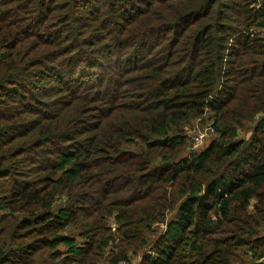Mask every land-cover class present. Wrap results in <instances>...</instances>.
Wrapping results in <instances>:
<instances>
[{"label":"trees","instance_id":"obj_1","mask_svg":"<svg viewBox=\"0 0 264 264\" xmlns=\"http://www.w3.org/2000/svg\"><path fill=\"white\" fill-rule=\"evenodd\" d=\"M134 259L263 264L264 0H0V264Z\"/></svg>","mask_w":264,"mask_h":264},{"label":"built area","instance_id":"obj_2","mask_svg":"<svg viewBox=\"0 0 264 264\" xmlns=\"http://www.w3.org/2000/svg\"><path fill=\"white\" fill-rule=\"evenodd\" d=\"M198 122L201 123V119L198 120ZM196 133L193 137L192 135V151H198L200 150L201 146L208 143L210 139L214 136L215 129L210 125V123L206 125L196 126L195 128ZM264 264V259L260 261Z\"/></svg>","mask_w":264,"mask_h":264},{"label":"rangeland","instance_id":"obj_3","mask_svg":"<svg viewBox=\"0 0 264 264\" xmlns=\"http://www.w3.org/2000/svg\"><path fill=\"white\" fill-rule=\"evenodd\" d=\"M209 123H211V122H209ZM201 125H203V124H201V123L198 122V121H194V122H193L192 127H190V129L188 130V135H189L190 138H193L194 135H195V133H196V131H197V130L194 129L195 126H198V127H199V126H201ZM192 135H193V137H192ZM191 142H192V140H191ZM191 144H192V143H191ZM206 145H207V143L204 144L203 146H201V149H203ZM187 154H188V153H187ZM111 222H112V227L115 229V228H116L115 223L113 222V220H112ZM162 227H163V229L165 228V226H162ZM112 247H113V245L111 244V246H110V248H109L108 250H110ZM137 262H138L137 259H136V260L134 259V263H133V264H136Z\"/></svg>","mask_w":264,"mask_h":264}]
</instances>
